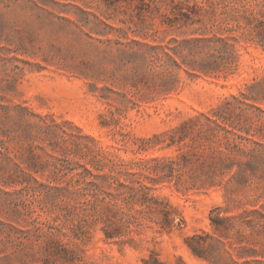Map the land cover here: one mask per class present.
I'll use <instances>...</instances> for the list:
<instances>
[{
    "label": "rangeland",
    "instance_id": "1",
    "mask_svg": "<svg viewBox=\"0 0 264 264\" xmlns=\"http://www.w3.org/2000/svg\"><path fill=\"white\" fill-rule=\"evenodd\" d=\"M0 264H264V0H0Z\"/></svg>",
    "mask_w": 264,
    "mask_h": 264
}]
</instances>
